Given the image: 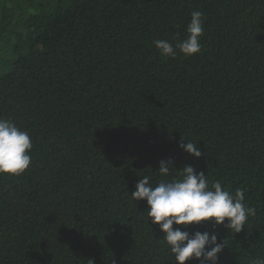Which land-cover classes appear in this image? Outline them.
I'll return each instance as SVG.
<instances>
[{
  "label": "trees",
  "instance_id": "1",
  "mask_svg": "<svg viewBox=\"0 0 264 264\" xmlns=\"http://www.w3.org/2000/svg\"><path fill=\"white\" fill-rule=\"evenodd\" d=\"M193 11L201 51L162 57L153 42L186 39ZM0 118L33 145L0 175V264H176L131 198L179 175L161 160L256 210L240 233L182 230L215 231L218 264L264 259V0H0Z\"/></svg>",
  "mask_w": 264,
  "mask_h": 264
},
{
  "label": "clouds",
  "instance_id": "2",
  "mask_svg": "<svg viewBox=\"0 0 264 264\" xmlns=\"http://www.w3.org/2000/svg\"><path fill=\"white\" fill-rule=\"evenodd\" d=\"M188 36L175 47L166 40L154 41L155 48L162 57L175 58L177 50L184 56H193L201 51L200 37L203 34V20L200 11L191 13L187 26ZM31 137L20 130L9 119L0 118V175L19 176L30 166L32 150ZM179 148L195 158L202 153L197 143L182 139ZM175 170L179 175L171 179H160L153 183L145 175L135 185L131 193L133 201H146L147 216L153 225L163 233L161 239L174 257L176 264H187L197 260L199 264H218L219 254L226 242H218V235L208 231L189 233L182 230L189 225L211 222L214 226H224L232 233H240L250 216L256 210L244 203V190L237 189L234 195L224 190L222 182L209 184L204 172L197 173L191 165L177 171L171 160L159 162L158 173L168 178ZM227 222V223H226ZM173 225H176L175 229ZM253 264H264V259H256Z\"/></svg>",
  "mask_w": 264,
  "mask_h": 264
}]
</instances>
